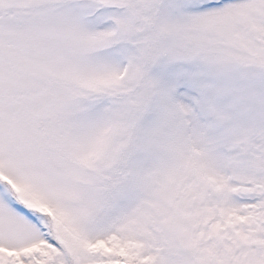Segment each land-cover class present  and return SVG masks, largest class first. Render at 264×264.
I'll use <instances>...</instances> for the list:
<instances>
[{
	"label": "snow or ice",
	"instance_id": "6c2138e0",
	"mask_svg": "<svg viewBox=\"0 0 264 264\" xmlns=\"http://www.w3.org/2000/svg\"><path fill=\"white\" fill-rule=\"evenodd\" d=\"M0 264H264V0H0Z\"/></svg>",
	"mask_w": 264,
	"mask_h": 264
}]
</instances>
